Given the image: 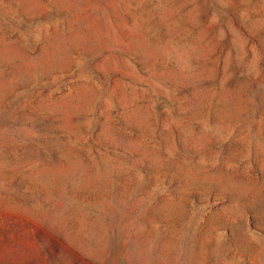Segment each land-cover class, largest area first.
Listing matches in <instances>:
<instances>
[{
	"label": "rangeland",
	"instance_id": "1",
	"mask_svg": "<svg viewBox=\"0 0 264 264\" xmlns=\"http://www.w3.org/2000/svg\"><path fill=\"white\" fill-rule=\"evenodd\" d=\"M0 264H264V0H0Z\"/></svg>",
	"mask_w": 264,
	"mask_h": 264
}]
</instances>
